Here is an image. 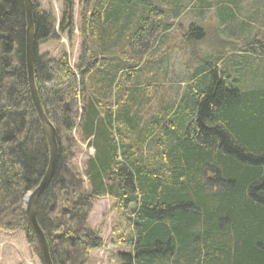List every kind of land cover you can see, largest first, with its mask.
Returning a JSON list of instances; mask_svg holds the SVG:
<instances>
[{
	"label": "trees",
	"instance_id": "obj_1",
	"mask_svg": "<svg viewBox=\"0 0 264 264\" xmlns=\"http://www.w3.org/2000/svg\"><path fill=\"white\" fill-rule=\"evenodd\" d=\"M166 1L87 0L83 27L98 41L95 53L83 42L76 72L67 55L39 51L74 31L75 0H62L60 21L34 4L35 79L59 146L37 203L54 264H87L103 246L86 222L101 197L130 213L129 240L117 241L129 248L117 253L121 264H264V35L235 41L236 30L252 35L255 21L237 0H209L220 21L210 36L228 49L214 58L195 49L198 67L181 95L158 101L144 77L156 68L152 49L168 18L184 6ZM257 3L263 13L264 0ZM26 25L24 0H0V232L22 230L32 242L24 198L40 185L50 153L29 93ZM187 30L177 46L185 56L208 36L203 23ZM101 56L104 74L88 86ZM155 101L164 107L145 118ZM84 145L94 155L82 175L74 161Z\"/></svg>",
	"mask_w": 264,
	"mask_h": 264
},
{
	"label": "rangeland",
	"instance_id": "obj_2",
	"mask_svg": "<svg viewBox=\"0 0 264 264\" xmlns=\"http://www.w3.org/2000/svg\"><path fill=\"white\" fill-rule=\"evenodd\" d=\"M86 1L87 0H75V27L74 31L70 34V36L69 34H60V39L50 41L39 48L40 54L48 53L53 59L55 58L59 60L63 55H67L68 64L70 65L71 70H73L74 72H76V68L80 64L79 61L83 54L84 47L83 42L86 40V45L89 44L88 48L90 49L91 47V50L93 51V53H95L96 50L93 43L94 41H98V39L95 40L93 36L88 35V33L85 32V27H83V21L81 17L84 13ZM187 1H190V3H188ZM200 1L203 0L166 1V4H169L170 6H172L175 2L182 3L184 4V6L178 8L180 9L179 12L176 13L174 11L175 14H171V16L168 18V29L163 34V37L160 39L158 45L155 48L153 47L152 49V51H154L155 49L157 51L159 49L160 52L159 58L154 61L156 68H154L153 71H150L144 77L148 78V83L153 89L155 87L156 89L158 88L160 92V95L157 99L158 101H160L162 98L161 93L165 94L163 97L167 102H170L172 99H175L176 96L178 97L179 95H181V92L183 91L181 89L183 83L186 81L187 78L190 79L192 77L194 70L198 67L195 58V53L193 52L195 49H198V51H200V57L204 55L207 56V58H214L215 53H219V51L228 49V45L221 44L219 41L218 42L220 44L218 42H214L212 36H210V32H213L216 27L220 26V21L218 20V9L212 6L211 3H209V0H204L203 3H200ZM214 1L215 5H217L220 0ZM237 1L240 5V9H242V12L245 14V17H247V19H250L251 21H255V27L253 29L254 31L252 32V35H250L249 32L236 30L237 35L233 37L234 40L243 44L244 42L248 41L250 37L253 36H259V39H261V36L264 35V12L261 13V8H259L258 10L257 7L258 5L261 6V4H258L257 0ZM92 2L93 0H89L90 6H92ZM33 3H36L40 7V9L43 10L52 9L58 21H60L63 10L62 0H33ZM197 5H199L200 7ZM89 9L92 10V8ZM262 17L263 21L259 23V20ZM194 23H196L197 25H199V23H203L206 28V31L208 32V36L206 37L205 41L203 40L199 43H190V47H193V49H189V57L187 55H183L178 50L180 48H177V46L182 44L184 33H186L188 31L187 29ZM229 31L233 33L231 27L229 28ZM96 38H98L97 35ZM158 46H160V48ZM86 58L88 57L86 56ZM94 60L95 59H93V63ZM95 61L96 64L91 69L92 71H90L88 76H86V84L88 86L94 84V80L91 77L93 74L95 76L96 71L99 70L100 74H104L102 72L104 71L103 68H105V59L101 56L98 57V60ZM262 61L264 60L262 59ZM134 70L138 71V68H134L133 70L129 69V72H132ZM98 78L103 79L102 76L99 75ZM115 86H118V84H116ZM118 89L119 88H117V91ZM37 90L39 93L40 102L43 106L44 113L47 119H49L43 101L40 97L41 94L39 92L38 85ZM29 93L31 96L30 86ZM163 107L164 105H157V102L155 101L151 106H149L148 111L146 112V114L148 115L143 113L144 117L148 118L149 115H152L155 111ZM38 119L41 123L39 116ZM93 155L94 151L92 149H89L86 145L80 148L79 154L76 157L74 163L82 175L85 171V162L90 156ZM85 185V187H88L87 181L85 182ZM37 214L38 210L36 205V217ZM128 217H130V213H125V211L121 207H119L115 199H112L110 197H101L95 200L93 208L91 209V212L89 214V218L86 222L87 225H89L93 230L99 232L104 243L101 248L89 251V261L87 264H121L118 259L117 253L120 251H128L129 248L127 246H123L124 244L121 245L117 241L119 240V238H122L123 242L125 243L129 240V224L127 222ZM41 230L44 232L42 228ZM44 235L46 238L45 232ZM46 240L50 252V243L47 238ZM42 253L43 252L37 237L34 238V240H32L31 242L28 240L25 232L22 230L0 232V264H45Z\"/></svg>",
	"mask_w": 264,
	"mask_h": 264
},
{
	"label": "water",
	"instance_id": "obj_3",
	"mask_svg": "<svg viewBox=\"0 0 264 264\" xmlns=\"http://www.w3.org/2000/svg\"><path fill=\"white\" fill-rule=\"evenodd\" d=\"M25 8H26V61H27V73H28V81L30 86L31 98L33 101V105L38 113V116L41 120L43 132L46 136L49 145V153L50 160L49 166L46 171L45 176L43 177L40 185L33 191L28 193L24 198V208L26 211V216L29 224L34 229L39 244L42 249L43 260L45 264H53L51 254L49 252V247L45 235L41 231L36 217V205L39 197L43 193L44 189L51 182L55 168L57 164V160L59 157V147L57 145V131L55 126L51 123L49 119H47L43 106L40 102L39 93L37 90V84L34 75V65H35V27H34V3L33 0H24Z\"/></svg>",
	"mask_w": 264,
	"mask_h": 264
},
{
	"label": "bare ground",
	"instance_id": "obj_4",
	"mask_svg": "<svg viewBox=\"0 0 264 264\" xmlns=\"http://www.w3.org/2000/svg\"><path fill=\"white\" fill-rule=\"evenodd\" d=\"M57 145H58V142H57ZM59 147V146H58ZM49 185V184H48ZM39 225V224H38ZM40 227V226H39ZM40 229H41V227H40ZM42 231V230H41ZM43 232V231H42ZM43 234H44V232H43ZM54 264V263H53Z\"/></svg>",
	"mask_w": 264,
	"mask_h": 264
}]
</instances>
